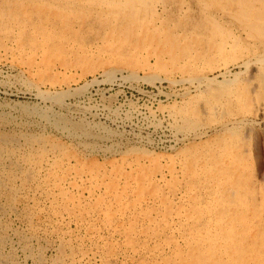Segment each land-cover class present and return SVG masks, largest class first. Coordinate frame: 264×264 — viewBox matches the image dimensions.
I'll use <instances>...</instances> for the list:
<instances>
[{
  "label": "rangeland",
  "instance_id": "obj_1",
  "mask_svg": "<svg viewBox=\"0 0 264 264\" xmlns=\"http://www.w3.org/2000/svg\"><path fill=\"white\" fill-rule=\"evenodd\" d=\"M262 2L0 0V264H264Z\"/></svg>",
  "mask_w": 264,
  "mask_h": 264
},
{
  "label": "bare ground",
  "instance_id": "obj_2",
  "mask_svg": "<svg viewBox=\"0 0 264 264\" xmlns=\"http://www.w3.org/2000/svg\"><path fill=\"white\" fill-rule=\"evenodd\" d=\"M261 1V0H260ZM46 2V1H45ZM141 2V1H140ZM7 3V2H6ZM202 3H203V1H202ZM258 3V2H257ZM262 3H264V2H262ZM47 4V3H46ZM134 4V3H133ZM161 4V3H160ZM200 5V4H199ZM209 5V4H208ZM34 6V5H33ZM131 6V5H130ZM256 6H258V5H256ZM261 6V5H260ZM9 7V6H8ZM115 7V6H114ZM146 7V6H145ZM112 8V7H111ZM208 8H210L209 6H208ZM249 8H251V7H249ZM257 8V7H256ZM225 9V8H224ZM16 10V9H15ZM220 10V9H219ZM250 10V9H249ZM256 10V9H255ZM258 10H259V8H258ZM257 10V12H260V11H258ZM262 10H264V9H262ZM262 10H261V12H262ZM215 11H216V9H215ZM219 12V11H218ZM246 12V11H245ZM165 13V12H164ZM215 13H217V12H215ZM214 13V14H215ZM22 14V13H21ZM258 14V13H257ZM260 14V13H259ZM11 15V14H10ZM73 15H74V13H73ZM226 15V14H225ZM5 16V15H4ZM183 16V15H182ZM209 16V15H208ZM214 16V15H213ZM216 16V15H215ZM207 17V16H206ZM217 17V16H216ZM249 17V16H248ZM255 17V16H254ZM215 18V17H214ZM213 19V18H212ZM222 20V19H221ZM220 20V21H221ZM211 21V20H210ZM8 23V22H7ZM213 24H214V22H212ZM216 23V22H215ZM219 23V22H218ZM256 23V22H255ZM264 23V22H263ZM262 24V23H261ZM254 25V24H253ZM75 26V25H74ZM255 26V25H254ZM257 26V25H256ZM242 27V26H241ZM258 27V26H257ZM253 28V27H252ZM261 27H259V29H260ZM258 29V28H257ZM258 29V30H259ZM59 30V29H58ZM224 30H226V29H224ZM24 32V31H23ZM242 32V31H241ZM255 32V31H254ZM227 33V32H226ZM225 33V34H226ZM231 33H232V31H231ZM234 33V32H233ZM251 33V32H250ZM22 34V33H21ZM250 36H252L251 34H249ZM256 37H257V35H256ZM255 37V38H256ZM260 37H262V36H260ZM244 38H245V36H244ZM259 39V38H258ZM252 40V39H251ZM263 40V39H262ZM219 42V41H218ZM253 42H254V40H253ZM259 43H260V41H258ZM247 43V42H246ZM258 44V43H257ZM262 44V43H261ZM264 44V43H263ZM233 45V44H232ZM234 46V45H233ZM241 46V45H240ZM261 46V45H260ZM264 46V45H263ZM262 47V46H261ZM17 48V47H16ZM235 48H238V47H235ZM252 48H253V46H252ZM245 50V49H244ZM244 50H243V52H244ZM247 50V49H246ZM258 50V49H257ZM235 51V50H234ZM242 52V51H241ZM241 52H239V55H240V53ZM258 55H257V57H253L254 59L252 60V61H259V62H261V63H263L264 64V48H261L260 50H258ZM252 54V53H251ZM255 54V53H254ZM238 55V56H239ZM244 56V55H243ZM247 56V55H246ZM254 56V55H253ZM248 57V56H247ZM250 57V56H249ZM240 59V58H239ZM240 61H242V60H240ZM247 61V60H246ZM251 61V60H250ZM242 63H240L239 65H241ZM250 64V63H249ZM254 64V63H253ZM259 64V63H258ZM243 65H245V64H243ZM248 65V64H247ZM251 65V64H250ZM231 66H233V65H231ZM237 66V65H236ZM246 66V65H245ZM228 68V67H227ZM240 68V67H239ZM245 68V67H244ZM242 69V68H241ZM227 70V69H226ZM110 71V70H109ZM120 71V70H119ZM207 71V70H206ZM30 72V71H29ZM110 72H112V71H110ZM110 72H108L107 74H110ZM125 72V71H124ZM231 72V71H230ZM118 73H120V72H118ZM239 73V72H238ZM106 74V75H107ZM218 74V73H217ZM224 75V74H223ZM226 75V74H225ZM224 75V76H225ZM223 76V77H224ZM233 76V75H232ZM237 76V75H236ZM241 76V75H240ZM189 77V76H188ZM184 78H186V77H184ZM238 78V77H237ZM176 79V78H175ZM191 79V78H190ZM227 79H232L231 77L230 78H227ZM235 79V78H234ZM170 80H171V78H170ZM184 80V79H183ZM158 81V80H157ZM213 81V80H212ZM215 81V80H214ZM250 81V80H249ZM191 82H192V80H191ZM194 82V81H193ZM192 82V83H193ZM211 82V81H210ZM228 82V81H227ZM191 83V84H192ZM197 83V82H196ZM189 84V83H188ZM184 85V84H183ZM188 86V85H187ZM188 88V87H187ZM85 89V88H84ZM190 89V88H189ZM254 89V88H253ZM191 90V89H190ZM258 92H259V89H258ZM253 93V92H252ZM23 94V93H22ZM36 96L35 97H37L40 101H38L40 104L41 103H43V104H45V103H47L48 101H51V106L52 107H55V106H62V103H63V101H61L60 99H58V97H56L57 96V94H60V93H58L57 92V94H50L49 92H46V91H42V90H37L36 91ZM256 94V93H255ZM188 95V94H187ZM251 96V95H250ZM252 98V97H251ZM259 98V97H258ZM208 100V99H207ZM236 100V99H235ZM229 101V100H228ZM254 102V101H253ZM247 103H249V101L247 102ZM258 103H259V101H258ZM261 103V102H260ZM48 104V103H47ZM46 105V104H45ZM49 105V104H48ZM65 105V104H64ZM183 105V104H182ZM255 105H257V104H255ZM220 106V105H219ZM254 106V105H253ZM175 107V106H174ZM224 107V106H223ZM253 108V107H252ZM260 109V108H259ZM263 109V108H262ZM38 110H39V108H35L34 109V111H32V112H28V113H35V112H38ZM255 111H256V109H255ZM262 112V111H261ZM27 113V114H28ZM179 115V114H178ZM216 116V115H215ZM250 116H252V115H250ZM256 116V115H255ZM181 117V116H180ZM224 117V116H223ZM248 117V116H247ZM246 117V118H247ZM244 118V117H243ZM186 119V118H185ZM189 119V118H188ZM228 119V118H227ZM230 120V119H229ZM226 122V121H225ZM202 124H205V123H202ZM245 124V123H244ZM183 126V125H182ZM198 128V127H197ZM233 132V131H232ZM230 133V132H229ZM196 134H198V132L196 133ZM201 134V133H200ZM194 136H195V134H194ZM192 137V136H191ZM184 138H186V137H184ZM201 138V137H200ZM222 140V139H221ZM40 141V140H39ZM224 146V145H223ZM11 147V146H10ZM235 148V147H234ZM60 149V148H59ZM71 150V149H70ZM15 151V150H14ZM220 152V151H219ZM26 154V153H25ZM229 154V153H228ZM221 155H223V154H221ZM68 156V155H67ZM77 156V155H76ZM228 156V155H227ZM19 157V156H18ZM221 157V156H220ZM23 158V157H22ZM61 158V157H60ZM28 160V159H27ZM54 161V160H53ZM213 162H215V161H213ZM207 163V162H206ZM222 164V163H221ZM227 164V163H226ZM31 165V164H30ZM199 166H200V162H199V164H198ZM207 165V164H206ZM225 165V164H224ZM204 166V165H203ZM226 166V165H225ZM173 167V166H172ZM195 167V166H194ZM212 167H214V166H212ZM220 167V166H219ZM218 167V168H219ZM224 167V166H223ZM98 168V167H97ZM202 168V167H201ZM225 168V167H224ZM198 170V169H197ZM17 174V173H16ZM52 178V177H51ZM19 179V178H18ZM1 180V179H0ZM37 184V183H36ZM13 186V185H12ZM235 191H237V190H235ZM61 192V191H60ZM49 193V192H48ZM260 193V192H259ZM258 193V194H259ZM264 194V193H263ZM49 196V195H48ZM52 196V195H51ZM234 196V195H233ZM260 196V195H259ZM13 197V196H12ZM34 198V197H33ZM242 202V201H241ZM48 212V211H47ZM59 213V212H58ZM84 213V212H83ZM101 214V213H100ZM99 215V214H98ZM26 216V215H25ZM3 217V216H2ZM38 217V216H37ZM92 219V218H91ZM115 219V218H114ZM4 225V224H3ZM49 225V224H48ZM7 226V225H6ZM5 227V226H4ZM46 227V226H45ZM62 227V226H61ZM6 233V232H5ZM20 234V233H19ZM192 239V238H191ZM198 239V238H197ZM1 241V240H0ZM15 241V240H14ZM3 243V242H2ZM36 243V242H35ZM19 245V244H18ZM38 245V244H37ZM23 246V245H22ZM11 247V246H10ZM199 248V247H198ZM29 251V250H28ZM64 251V250H63ZM28 256V255H27ZM39 261V260H38Z\"/></svg>",
  "mask_w": 264,
  "mask_h": 264
}]
</instances>
